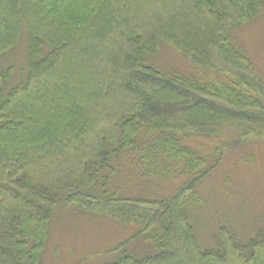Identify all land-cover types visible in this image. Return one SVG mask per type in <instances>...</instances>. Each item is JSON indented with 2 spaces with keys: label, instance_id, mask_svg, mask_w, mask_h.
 <instances>
[{
  "label": "trees",
  "instance_id": "1",
  "mask_svg": "<svg viewBox=\"0 0 264 264\" xmlns=\"http://www.w3.org/2000/svg\"><path fill=\"white\" fill-rule=\"evenodd\" d=\"M259 18L264 0H0V264H47L62 205L130 227L108 264H264V215L197 226L203 184L264 135L236 36Z\"/></svg>",
  "mask_w": 264,
  "mask_h": 264
},
{
  "label": "rangeland",
  "instance_id": "2",
  "mask_svg": "<svg viewBox=\"0 0 264 264\" xmlns=\"http://www.w3.org/2000/svg\"><path fill=\"white\" fill-rule=\"evenodd\" d=\"M236 36L250 50L258 68L264 71V22L260 18L250 22ZM166 55L167 63L178 61L175 53ZM253 142L244 153L232 149L215 174L203 184L205 196L211 200L197 221L203 236L209 235L210 222L205 220V216L208 217L211 208L223 211L242 208L249 216L264 215V135L256 137ZM178 182H170L165 186V192ZM127 190L134 192V188ZM129 230L130 227L108 217L75 211L62 205L51 222L44 259L47 264H108L118 257L119 252L129 249L127 245L120 247L128 239Z\"/></svg>",
  "mask_w": 264,
  "mask_h": 264
}]
</instances>
